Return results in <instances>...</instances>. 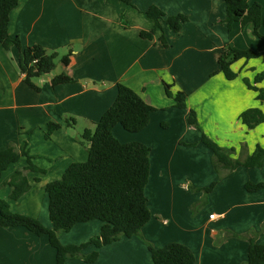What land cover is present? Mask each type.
<instances>
[{"label": "crops", "instance_id": "obj_1", "mask_svg": "<svg viewBox=\"0 0 264 264\" xmlns=\"http://www.w3.org/2000/svg\"><path fill=\"white\" fill-rule=\"evenodd\" d=\"M248 1L260 4L264 12V0ZM152 6L189 20L179 33L163 24L153 39L143 38L141 33L153 27L145 15ZM226 17L223 0H132V6L119 0H19L10 16L11 37H18L23 48L39 45L58 57L51 74L34 80L37 91L24 81L19 50L7 53L0 43V151L27 142L33 164L44 171L28 172L31 190L11 200L6 184L28 165L22 158L3 174L0 198L10 202L12 212L52 229L46 186L72 164L88 160L82 136L86 130L94 132L115 103L118 84H124L156 108L142 131L130 133L121 125L113 130L121 143L140 142L151 149L146 196L152 219L140 237H123L101 249L90 246L84 254L98 250L93 264H153L149 244L160 249L179 243L193 251L197 264H246L249 238L264 245V188L246 189L248 183L264 184V165L240 167L219 179L213 152L201 139L205 134L223 148L236 149L235 159L244 160L257 146L264 147V123L249 130L240 119L250 109L264 113L259 93L245 83L264 89V81L255 82L264 71V56L234 63L237 78L232 81L219 72L218 63L227 46L264 53V43L240 23L229 32ZM234 31L245 36L246 45L233 37ZM62 74L74 82L53 86L52 80ZM165 85L172 86L173 97L187 93L186 109L176 107ZM191 110L201 130L189 125ZM50 123L61 128L48 139ZM214 182L208 195L192 190ZM102 227L98 220L80 223L59 239L63 245H81L99 236ZM0 264H56V250L48 236L0 226Z\"/></svg>", "mask_w": 264, "mask_h": 264}, {"label": "trees", "instance_id": "obj_2", "mask_svg": "<svg viewBox=\"0 0 264 264\" xmlns=\"http://www.w3.org/2000/svg\"><path fill=\"white\" fill-rule=\"evenodd\" d=\"M127 6H132V0H119ZM227 17L225 24L232 29L235 23L249 27L254 35L264 43V12L258 3L250 4L248 0H223ZM19 0H0V43L5 52L12 48L19 50V69L24 75V81L34 90L40 89L34 80L51 74L57 61V53H48L42 46L36 45L23 48L19 38L10 35L11 12L17 8ZM153 27L150 32H142L141 37L153 39L158 31L163 30V24L172 32L179 33L183 25L189 20L186 15L167 16L160 8L150 7L145 12ZM262 31V32H261ZM164 44L166 41L162 38ZM264 53L253 50L237 49L227 46L219 57V72L227 80H235L237 74L232 70L234 63L240 60L257 59ZM65 65L69 64V56L63 58ZM264 81V71L256 76L255 82ZM74 82L66 74L59 75L52 80L53 86ZM246 85L259 93L258 98L264 101V89L252 86L248 80ZM165 85L167 95L174 98L177 108L186 109L187 93L178 92L174 97ZM156 108L147 104L133 89L124 84H118V96L115 103L96 124L94 132L86 130L82 136V143L88 147L89 157L86 162L72 164L59 180L47 184L46 192L49 197V213L53 228L45 227L38 219L12 212L9 201L0 198V226L3 228L25 227L38 236H48L51 246L56 250V264H66L68 260H84L93 264L99 258V252L89 255L84 250L90 246L101 249L120 241L123 237H140L143 227L147 225L152 214L148 207L146 187L150 177L151 149L140 142L121 143L113 133L117 125H121L130 133H138L145 129ZM240 119L249 130L264 123V113L259 109L243 112ZM70 126L74 120L68 119ZM190 126L201 130L196 113L191 110L188 116ZM61 125L50 123L46 138L59 130ZM201 143L213 152V165L221 179L225 174L240 167L261 168L264 165V147L257 146L255 151L244 160L233 158L234 148H223L212 141L205 134ZM195 146L196 144H192ZM244 147V145H242ZM25 142L20 148L10 144L0 151V183L3 174L11 165L26 158L28 165L18 169L7 182L10 187V199L17 201L27 194L32 186L27 177L28 172H43L32 162L33 158L27 150ZM38 181V179H37ZM217 182L203 191L208 195L213 191ZM264 184L246 185L249 192L260 191ZM1 190V185H0ZM98 220L103 223L99 236L91 238L81 245H63L60 234L70 232L77 224ZM153 264H197L193 251L182 244L170 243L163 248L156 249L148 245ZM246 264H264V245L256 238H249L248 260Z\"/></svg>", "mask_w": 264, "mask_h": 264}, {"label": "rangeland", "instance_id": "obj_3", "mask_svg": "<svg viewBox=\"0 0 264 264\" xmlns=\"http://www.w3.org/2000/svg\"><path fill=\"white\" fill-rule=\"evenodd\" d=\"M225 26H226L227 29H228V25L225 24ZM233 26H234L235 29L240 28V25H238V24H236V23L233 24L232 27H233ZM245 30H246V29H245ZM228 31L230 32L231 30L228 29ZM233 37H234V38L236 37L237 41H239V43H240V42L242 43L241 45H246V42H245V36L237 35V32L234 31ZM239 45H240V44H239Z\"/></svg>", "mask_w": 264, "mask_h": 264}, {"label": "built area", "instance_id": "obj_4", "mask_svg": "<svg viewBox=\"0 0 264 264\" xmlns=\"http://www.w3.org/2000/svg\"><path fill=\"white\" fill-rule=\"evenodd\" d=\"M210 218H211V219H214V218H215V215H214V214H213V215H211V216H210Z\"/></svg>", "mask_w": 264, "mask_h": 264}]
</instances>
